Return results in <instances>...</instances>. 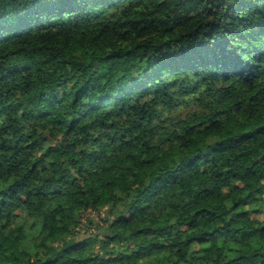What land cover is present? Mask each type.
Here are the masks:
<instances>
[{
	"label": "trees",
	"instance_id": "trees-1",
	"mask_svg": "<svg viewBox=\"0 0 264 264\" xmlns=\"http://www.w3.org/2000/svg\"><path fill=\"white\" fill-rule=\"evenodd\" d=\"M263 194L264 0H0V264H264Z\"/></svg>",
	"mask_w": 264,
	"mask_h": 264
},
{
	"label": "rangeland",
	"instance_id": "rangeland-1",
	"mask_svg": "<svg viewBox=\"0 0 264 264\" xmlns=\"http://www.w3.org/2000/svg\"><path fill=\"white\" fill-rule=\"evenodd\" d=\"M263 198H264V194H263ZM263 205H264V203H263ZM263 214L258 215V217L262 218L264 216ZM102 215H103L102 211L101 212L88 211V212H85L84 214H82V216H81L82 225H80L78 227V230L80 233L79 236L85 235V232L94 231V230H92V228L95 226V224H92V223L100 222L99 220L102 217ZM100 225H102V224H100Z\"/></svg>",
	"mask_w": 264,
	"mask_h": 264
}]
</instances>
